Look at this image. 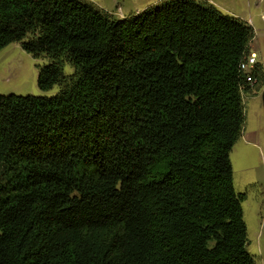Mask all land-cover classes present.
Segmentation results:
<instances>
[{
  "label": "trees",
  "instance_id": "trees-1",
  "mask_svg": "<svg viewBox=\"0 0 264 264\" xmlns=\"http://www.w3.org/2000/svg\"><path fill=\"white\" fill-rule=\"evenodd\" d=\"M253 37L203 0H0V50L60 87L0 94V264H255L230 160Z\"/></svg>",
  "mask_w": 264,
  "mask_h": 264
},
{
  "label": "rangeland",
  "instance_id": "rangeland-1",
  "mask_svg": "<svg viewBox=\"0 0 264 264\" xmlns=\"http://www.w3.org/2000/svg\"><path fill=\"white\" fill-rule=\"evenodd\" d=\"M115 19L142 13L164 0H84ZM212 4L223 15L245 21L253 28L255 40L250 43L255 51L257 65L264 68V0H203ZM50 62L46 55L35 57L27 53L21 42H13L0 50V94L56 95L60 87L41 91L37 84L38 67ZM259 63V64H258ZM73 68L65 64L66 75ZM261 93H243L245 124L244 134L230 153L234 188L246 193L242 202L244 221L248 232V251L255 264H264V108Z\"/></svg>",
  "mask_w": 264,
  "mask_h": 264
},
{
  "label": "built area",
  "instance_id": "built-area-1",
  "mask_svg": "<svg viewBox=\"0 0 264 264\" xmlns=\"http://www.w3.org/2000/svg\"><path fill=\"white\" fill-rule=\"evenodd\" d=\"M256 54L255 53H250L249 56L241 63V69L247 73L250 74L253 66L256 64L257 59H256ZM252 83H254V80H250Z\"/></svg>",
  "mask_w": 264,
  "mask_h": 264
},
{
  "label": "crops",
  "instance_id": "crops-1",
  "mask_svg": "<svg viewBox=\"0 0 264 264\" xmlns=\"http://www.w3.org/2000/svg\"><path fill=\"white\" fill-rule=\"evenodd\" d=\"M254 40H255V35H254V37H253L251 43H252ZM251 49H252V48H251V44H250V53H255V54H257L255 51H253V50H251ZM257 58H258V56H257ZM257 60H258V59H257ZM258 64H259V63H258ZM263 90H264V85H263V86H260V85H259V86H256V87H255L254 89H252L251 91L246 92V93H247V94H250V95H256V97H258L257 94L263 92ZM261 102H262V105H263L262 94H261ZM243 103H244V98H243ZM263 108H264V106H263ZM244 124H245V123H244ZM243 134H244V126H243L242 134H241L240 137H242Z\"/></svg>",
  "mask_w": 264,
  "mask_h": 264
},
{
  "label": "water",
  "instance_id": "water-1",
  "mask_svg": "<svg viewBox=\"0 0 264 264\" xmlns=\"http://www.w3.org/2000/svg\"><path fill=\"white\" fill-rule=\"evenodd\" d=\"M262 101H263V106H264V90L262 92Z\"/></svg>",
  "mask_w": 264,
  "mask_h": 264
}]
</instances>
